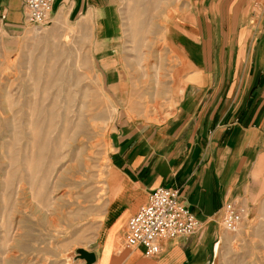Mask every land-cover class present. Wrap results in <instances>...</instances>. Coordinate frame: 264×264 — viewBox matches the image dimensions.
Listing matches in <instances>:
<instances>
[{"label":"rangeland","instance_id":"rangeland-1","mask_svg":"<svg viewBox=\"0 0 264 264\" xmlns=\"http://www.w3.org/2000/svg\"><path fill=\"white\" fill-rule=\"evenodd\" d=\"M193 1L117 0L103 31L90 17H55L52 7L48 24L0 35V264H84L76 249L105 242L129 252L111 137L118 121L158 124L173 111L197 67L188 50L202 46L187 37L197 33L192 13L206 15ZM256 154L245 196L233 200L243 209L236 229L212 222L211 264H264V151ZM29 161L39 170L34 187L23 171Z\"/></svg>","mask_w":264,"mask_h":264},{"label":"crops","instance_id":"crops-1","mask_svg":"<svg viewBox=\"0 0 264 264\" xmlns=\"http://www.w3.org/2000/svg\"><path fill=\"white\" fill-rule=\"evenodd\" d=\"M255 3L261 6L258 15ZM193 5L206 13L200 15V8L192 13L197 33L187 34L202 42L188 50L196 70L163 122H116L109 161L120 178L115 200L125 226L152 189L166 186L178 189L179 201L201 228L162 241L154 256L142 247L115 252L105 242L92 250V264H211L217 237L212 222L225 202L245 196L249 167L264 151V1L194 0ZM116 6L117 0L53 2L55 17H90L101 31L104 22L112 25ZM196 21L209 24L202 29ZM25 28L23 1L0 0V35L17 37Z\"/></svg>","mask_w":264,"mask_h":264},{"label":"built area","instance_id":"built-area-1","mask_svg":"<svg viewBox=\"0 0 264 264\" xmlns=\"http://www.w3.org/2000/svg\"><path fill=\"white\" fill-rule=\"evenodd\" d=\"M25 23L40 27L50 22L54 0H22ZM3 16L1 15V18ZM178 189L158 186L152 189L147 200L131 215L123 234V247H142L146 256L161 251V242L186 237L201 228V222L178 199ZM243 209L233 201L220 208V224L225 231H234Z\"/></svg>","mask_w":264,"mask_h":264},{"label":"bare ground","instance_id":"bare-ground-1","mask_svg":"<svg viewBox=\"0 0 264 264\" xmlns=\"http://www.w3.org/2000/svg\"><path fill=\"white\" fill-rule=\"evenodd\" d=\"M150 6V5H149ZM149 6H147V7H149ZM147 12H149V9H144V11H143V15L145 14V13H147ZM145 16V15H144ZM142 22H144V18L142 19ZM140 26V27H139ZM143 27L144 26H142V25H139L138 24V29L137 28H135V31H137V32H135V33H132V37L134 38V39H137L138 37H141V33H140V31L143 29ZM156 89V88H155ZM160 94V90H159V87H157V89L155 90V92H154V97L152 98V99H154V100H157V98L159 97L158 95ZM31 126H32V123H31ZM34 126H35V123L33 124V128H34ZM79 128V127H78ZM34 131H36V130H34ZM35 136V139H36V135H34ZM36 147V146H35ZM34 147V148H35ZM36 150V149H35ZM42 151V150H41ZM39 154V151H38V149H37V151H34L32 154H31V156L33 157V156H37ZM53 155H55V152H53ZM23 158L25 157V156H22ZM33 159V158H32ZM23 171H25L24 173L26 174V179H28V181L31 183V185H32V187H34L35 185H34V183L36 182L35 180H36V178L38 177V173H39V170H38V172H37V170H36V165L35 164H33V162L32 161H29L28 162V164H26V165H24L23 164ZM47 170H45V173L47 174ZM44 174V172L42 173V175ZM43 183V182H42ZM41 183V184H42ZM46 186V184L45 183H43L42 185H41V187H43V189H44V187Z\"/></svg>","mask_w":264,"mask_h":264},{"label":"water","instance_id":"water-1","mask_svg":"<svg viewBox=\"0 0 264 264\" xmlns=\"http://www.w3.org/2000/svg\"><path fill=\"white\" fill-rule=\"evenodd\" d=\"M77 258L84 260V264H92L95 261L96 256L92 250L83 247H78L75 251L73 259Z\"/></svg>","mask_w":264,"mask_h":264}]
</instances>
